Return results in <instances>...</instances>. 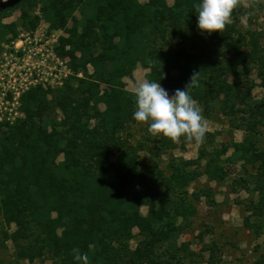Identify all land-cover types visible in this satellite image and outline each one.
Here are the masks:
<instances>
[{
	"label": "trees",
	"instance_id": "1",
	"mask_svg": "<svg viewBox=\"0 0 264 264\" xmlns=\"http://www.w3.org/2000/svg\"><path fill=\"white\" fill-rule=\"evenodd\" d=\"M248 1L239 0L231 22L209 35L196 27L198 0H0V52L19 25L32 32L44 21L49 31L65 32L54 49L71 70L59 86H30L19 95L22 115L0 119V216L15 223L2 241L10 240L18 260L83 264L74 257L86 254L88 264H198L200 253L175 240L189 228L195 201L216 202L210 186L189 192V185L202 174L221 183L236 163L244 174L233 181L252 194L243 225L264 240V95H251L255 81L248 76L254 70L264 89V46L261 32L241 29ZM15 10L19 21L4 22ZM138 64L148 69L147 81L171 94L193 75L188 91L204 116L217 109L242 140L207 150L216 133L207 130L198 155L171 158L167 174L155 161L143 163L139 151L148 142L158 156L184 139L153 136L148 124L134 143L123 136L136 110L123 78ZM37 109L61 117L45 125ZM202 249L216 264L217 244ZM257 263L264 264V254Z\"/></svg>",
	"mask_w": 264,
	"mask_h": 264
},
{
	"label": "rangeland",
	"instance_id": "2",
	"mask_svg": "<svg viewBox=\"0 0 264 264\" xmlns=\"http://www.w3.org/2000/svg\"><path fill=\"white\" fill-rule=\"evenodd\" d=\"M139 1L145 2L146 0ZM166 1L168 5L172 3V0ZM245 7L247 9L240 18L241 29L246 25H249L251 29L261 32L263 35L261 41L264 46V0H249L245 3ZM3 21L18 22L19 11H13L9 16L5 17ZM17 31L15 38L7 42L4 41L2 44L3 48L0 52V73L3 78L0 77V82H3L2 85H0V90L2 89L1 86L7 87L11 84L14 77L16 78V83L19 82L16 84L17 88H19L20 82H24L25 78H27L28 81L29 75H24L25 69H23L28 66L23 63L24 61H19L17 59L21 58V48L24 47L25 52L28 53L24 54V57L31 65V62L33 64L35 61L31 60L34 53L30 52H35L38 48H42L43 46L47 47L56 44L57 37L60 34H65L63 30L49 31L47 23L44 21H41L37 28L32 32L24 30L20 25L17 27ZM173 39H170V46L173 43ZM54 66L53 61L45 62V65L41 68L43 69L42 74H40L41 82L35 85H41L44 89H46L47 86L54 87L55 85L50 82L52 76L47 74L51 72V70L52 72H57L55 68L52 69ZM3 68L6 69L4 72L2 70ZM89 70H91L90 67ZM147 74L148 69L138 64L130 77L123 78L125 87L134 90L138 83L147 80ZM248 76L255 81V86L251 90V95L254 98L262 97L264 95V89L259 85V79L255 76V71H251ZM43 82H45L46 86L42 84ZM103 86L104 85L101 84V87ZM167 92L169 96L172 95L170 91L167 90ZM2 101L4 102V99ZM3 104L0 105V118H5L9 115L10 109L5 108V106H9V108L13 106L12 104H6L5 102ZM196 105L200 109L203 117L202 122L205 123L207 130H210V132H216L213 138V145L209 143L205 144L207 150H212L214 147L218 148L222 143L242 140V131L230 129L227 119L223 117L217 109H213L210 117L206 118L203 114L201 105ZM103 107L104 105L100 103L99 108L102 109ZM11 114H14V112L11 111ZM11 114L9 117L13 116ZM35 117L40 119L42 124L49 125L50 118L58 120L61 115L57 110L43 111L37 109L35 111ZM147 124L148 122H138L134 120L129 123L126 131L123 132V136H125L130 142L134 143L143 138L146 133L145 128ZM259 138L261 141L260 145L264 146V136L261 135ZM182 139L183 145H178L176 148L164 151V153L158 156L154 155L152 143L148 142L146 149L139 151L141 161L143 163H153L155 161L157 162L159 169L167 174L169 172L167 164L171 158H174L175 160L179 158L193 159L198 155L199 144L194 140H187L184 137ZM181 140L179 142H181ZM230 152L231 149L227 151V154ZM201 163H203V160ZM241 170L242 169L238 163L231 164L229 166L228 176L223 182L217 183L208 180L206 176L202 174L189 185V192L198 189L201 186H210L213 189L214 201L216 202L214 205H208L205 203L204 198H200L197 202L195 201L194 207H196V212L191 217L189 228H185L180 232L175 240L176 246L179 247L183 242H187L188 247L192 251L200 253L201 256H198L197 259L199 262L198 264H209L206 261L208 252L203 249L201 250V246L203 243H209L212 241L218 246L217 255L219 259L216 264H258L257 259L264 254L263 234L257 233L252 228L243 225V218L247 214H250L249 211L244 210L243 204L252 196V194L233 181V179L237 178L240 173L244 174ZM232 184H234L235 187L231 186ZM249 187H252V183ZM140 209L142 213L146 212L145 206H142ZM251 219L254 221L255 217L252 216ZM14 229V221H7L0 216V264H58L46 256L40 259H34L31 262L23 259L18 260L14 254V246L10 240L5 243L2 241V231L7 230V232H11ZM200 232H202L201 238L198 235ZM133 234L134 235L129 242L132 248L135 246L139 238L137 235V228L133 229Z\"/></svg>",
	"mask_w": 264,
	"mask_h": 264
},
{
	"label": "clouds",
	"instance_id": "3",
	"mask_svg": "<svg viewBox=\"0 0 264 264\" xmlns=\"http://www.w3.org/2000/svg\"><path fill=\"white\" fill-rule=\"evenodd\" d=\"M239 0H198L194 4L196 10L197 29L211 34L224 29L230 23L232 10ZM193 75L182 89H175L169 96L158 81H143L134 88L136 110L133 119L138 122H148L151 135H163L176 142L181 136L187 140L201 143L207 131L199 107L189 94ZM83 264H88L86 254L74 257Z\"/></svg>",
	"mask_w": 264,
	"mask_h": 264
},
{
	"label": "built area",
	"instance_id": "4",
	"mask_svg": "<svg viewBox=\"0 0 264 264\" xmlns=\"http://www.w3.org/2000/svg\"><path fill=\"white\" fill-rule=\"evenodd\" d=\"M56 31V30H54ZM17 43V42H16ZM56 44H52L49 45L47 47H42V48H38V50H36L35 52H30V53H34L33 57H31V60H34L35 63L31 65L29 64V62L27 61V59L24 57V54H28L27 52H25L24 47L21 48V58H17L19 61H24L23 63L25 65H27V68H23L25 69L24 75H29V79L27 81V78H25L24 82H20V86L19 88H17V82L16 83V78H13V81L11 84H9L7 87L1 86V90H0V105L3 104L4 102L6 104H12L13 106L11 108H9V106H5V108L10 109L9 111V115L11 114V111L14 112V114L12 117H9V115L7 117H5L6 119H13L15 116H21L22 113L18 111L17 106L19 104V95L25 91L26 89H28L30 86H33L35 84L40 83L41 81V75L43 72V69H41L44 65L45 62L47 61H53V64L55 65L52 69H56L57 72H49L47 73L48 75H51L52 78L50 79V82L53 83L55 86H59L61 85L63 79L71 73L70 68L67 66L66 64V58H62L60 57L54 47ZM19 49V48H18ZM25 52V53H24ZM30 65V66H29ZM50 68V67H49ZM3 72L4 70H6L5 68L2 69ZM2 74L0 73V77ZM35 76V78H34ZM3 78V77H2ZM46 80V79H45ZM53 80V81H52ZM2 82H0V85H2ZM42 84L45 85V82H43ZM46 86V85H45ZM9 95V98H8ZM4 99V102L2 101ZM4 105V104H3ZM2 119V118H0Z\"/></svg>",
	"mask_w": 264,
	"mask_h": 264
},
{
	"label": "crops",
	"instance_id": "5",
	"mask_svg": "<svg viewBox=\"0 0 264 264\" xmlns=\"http://www.w3.org/2000/svg\"><path fill=\"white\" fill-rule=\"evenodd\" d=\"M208 131H210V130H208ZM212 132V131H211ZM243 133V132H242ZM236 141H240V140H236Z\"/></svg>",
	"mask_w": 264,
	"mask_h": 264
}]
</instances>
